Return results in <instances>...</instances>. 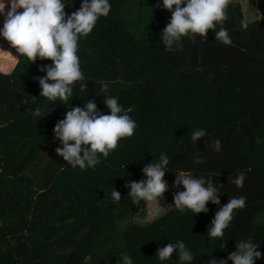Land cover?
<instances>
[{
	"label": "trees",
	"instance_id": "1",
	"mask_svg": "<svg viewBox=\"0 0 264 264\" xmlns=\"http://www.w3.org/2000/svg\"><path fill=\"white\" fill-rule=\"evenodd\" d=\"M238 1L227 0L222 25L231 44L209 30L207 38L183 37L167 51L160 33L171 14L156 7L158 0H110L109 15L79 41L85 79L75 82L66 103L83 106L92 99L107 112L98 95L100 82H107L137 128L107 159L101 156L95 170L73 169L55 151L53 127L69 107L40 97L35 79L46 75L39 67L51 61L31 63L0 37V264H82L85 255L92 257L89 264H125V257L160 264L158 248L177 239L193 251L194 264L226 258L238 239H253L264 253V1L255 21L246 16L249 0ZM80 4L73 0L65 10ZM36 108L44 117H35ZM196 128L206 137L193 144ZM215 139L220 152L210 146ZM161 153L173 171L165 175L169 186L176 170L215 175L224 185L221 204L209 202V211L197 216L174 207L153 222L124 227L148 205L133 204L124 184L144 178L143 167ZM196 154L205 163L196 165ZM240 170L247 177L237 188L229 177ZM113 188L121 192L118 202L111 199ZM231 196L245 197L246 206L235 212L221 249L207 229ZM176 258L167 264H179Z\"/></svg>",
	"mask_w": 264,
	"mask_h": 264
},
{
	"label": "clouds",
	"instance_id": "2",
	"mask_svg": "<svg viewBox=\"0 0 264 264\" xmlns=\"http://www.w3.org/2000/svg\"><path fill=\"white\" fill-rule=\"evenodd\" d=\"M72 4L73 0H0V16L3 17L0 37L10 42L19 56L28 58L31 63L37 59L51 61L50 64L40 65L39 70L46 75L35 79L41 88L40 97L54 104L59 100L69 107L63 119L53 127L54 141L60 145L55 151L73 169L95 170L101 163V156L107 159L121 139L134 135L137 123L125 112L118 98L109 93V84L104 81L100 82L98 95H102L107 112L98 109L92 99H87L83 106L66 103L73 97L75 82L85 79L78 55L79 41L87 37L97 21L107 17L111 11L110 0H81L80 7L69 13L65 9ZM156 7L166 9L171 14L160 33V42L167 51L179 47L183 37L194 39L199 35L207 38L209 30L214 32L216 41L225 45L232 43L228 30L222 26L226 19L227 0H158ZM218 25L220 27L216 30ZM79 87L84 92L87 84L82 83ZM34 115L44 117L40 108L35 109ZM205 137L206 131L202 128L190 131L193 144ZM210 146L220 152L222 142L215 139ZM193 161L196 165L205 163L199 154L193 157ZM169 165L168 155L161 153L158 159L143 167L144 178L138 182L129 180L124 184L128 190L127 198L133 204L144 202L146 205H158L151 208L150 217L159 216L165 208L161 200L169 190L165 180L166 173L173 172ZM175 174L174 187L177 191L173 193V203L168 206H174L181 213L191 211L197 216L209 211V202L221 204L220 195L224 185L214 181L215 175H195L184 170H176ZM246 177L247 172L240 170L229 177V183L242 188ZM181 186L183 190H180ZM110 195L113 201L118 202L122 198L121 192L115 188ZM245 206V197H229L211 220L207 229L209 241L218 239L219 248H226V230L232 224L235 212ZM259 248L260 244L251 238L238 239L235 251L228 253L226 258L213 256L208 264H256L257 260L264 259V253ZM174 253L179 264L195 262L193 251L181 239L159 247L155 257L160 264H167ZM91 260V255H85L82 264H89ZM125 264H132V261L125 257Z\"/></svg>",
	"mask_w": 264,
	"mask_h": 264
},
{
	"label": "rangeland",
	"instance_id": "3",
	"mask_svg": "<svg viewBox=\"0 0 264 264\" xmlns=\"http://www.w3.org/2000/svg\"><path fill=\"white\" fill-rule=\"evenodd\" d=\"M229 1L240 2L238 0H229ZM263 1L264 0H256V2L253 3V0H249L248 2H246V5H247V3L250 4V5H247V10H246V16H247L249 21H255V20L259 19V17H260L259 5ZM180 190H183L182 186H181ZM176 191H177V189L173 185V186H169V190L164 193V198L161 200V204L163 206H165V208L159 216H157V217H150L149 216V211L151 210V208L158 206L155 203H150L146 207H144V209L142 210V212L140 214H138L137 216L132 217L129 220H127V222H125L124 227H126V225L128 223L146 224L149 222H153L156 219H158L161 215H163L164 213L173 209L174 206H168V205L173 203V193H175Z\"/></svg>",
	"mask_w": 264,
	"mask_h": 264
}]
</instances>
